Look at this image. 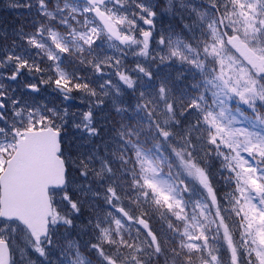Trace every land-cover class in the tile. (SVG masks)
<instances>
[{
	"label": "snow or ice",
	"instance_id": "1",
	"mask_svg": "<svg viewBox=\"0 0 264 264\" xmlns=\"http://www.w3.org/2000/svg\"><path fill=\"white\" fill-rule=\"evenodd\" d=\"M4 7L0 264H264V0Z\"/></svg>",
	"mask_w": 264,
	"mask_h": 264
},
{
	"label": "trees",
	"instance_id": "2",
	"mask_svg": "<svg viewBox=\"0 0 264 264\" xmlns=\"http://www.w3.org/2000/svg\"><path fill=\"white\" fill-rule=\"evenodd\" d=\"M4 3H5V0H0V29H10L11 27H18L22 22H24L25 18L22 16H19L16 12H13L7 9L6 7H4ZM49 91H50V96H44L43 98V96H41L40 94V96L43 98V102H49L51 104L57 105L58 101L54 102L55 101L54 99L57 96H55V93L52 92V89H49ZM73 95H76L79 98L77 108L87 109L88 103L87 101L82 100L81 94H77L74 92ZM72 101L71 102L66 101V103L71 104L73 103ZM108 111L109 109L106 108L105 111L101 113L100 116L98 117V119H100L101 122H103L104 117L108 115Z\"/></svg>",
	"mask_w": 264,
	"mask_h": 264
},
{
	"label": "rangeland",
	"instance_id": "3",
	"mask_svg": "<svg viewBox=\"0 0 264 264\" xmlns=\"http://www.w3.org/2000/svg\"><path fill=\"white\" fill-rule=\"evenodd\" d=\"M133 65H129V67H132ZM89 75L91 74V73H88ZM41 96H43V98H44V96H50V91H49V89L46 91V92H42L41 93ZM56 96V95H55ZM73 97H74V99H73V103H71L70 104V111L71 112H80V111H86L87 109H78L77 108V105H78V102H79V98L76 96V95H73ZM55 101L54 102H57L58 101V103H57V105L59 106V105H61L62 103H66V101L65 102H62L59 98H55L54 99ZM68 104V103H67Z\"/></svg>",
	"mask_w": 264,
	"mask_h": 264
}]
</instances>
